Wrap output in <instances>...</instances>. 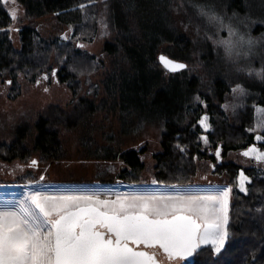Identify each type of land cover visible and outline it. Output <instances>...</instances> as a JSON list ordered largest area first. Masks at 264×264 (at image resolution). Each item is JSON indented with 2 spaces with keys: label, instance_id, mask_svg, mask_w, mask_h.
<instances>
[{
  "label": "trees",
  "instance_id": "1",
  "mask_svg": "<svg viewBox=\"0 0 264 264\" xmlns=\"http://www.w3.org/2000/svg\"><path fill=\"white\" fill-rule=\"evenodd\" d=\"M258 1L261 4L255 7L253 4ZM17 2L24 7L23 22L18 27V46L12 34L16 20L5 1L0 0V79L12 80L10 94L17 98L21 93L18 82L21 75L35 81L42 73L56 69L59 81L73 92L74 107L67 110L52 106L48 113L41 115L34 124L37 135L33 147L27 144L31 126H21L13 140L0 143V159L26 161L37 153L42 162H58L64 157L65 146L55 125L70 129L78 122L74 120L76 115L92 118L107 109L119 112V133L111 131L104 136L110 144L94 141L96 149L92 153L98 158L122 161L126 167L119 178L129 183L143 181L148 165L142 154L147 148L121 149L124 142L118 141L120 136H139L146 133L148 127L154 128L161 150L154 153L153 181L165 185L193 183L198 173L197 159L205 157L201 149L205 130L199 123L205 113L211 115L209 141L217 149L222 145L224 157L256 141L257 134L248 130L254 125L256 109L264 107V79L244 68H235L225 56L219 61L211 41L202 44L200 73H189L186 69L169 72L160 64L159 54L166 45L178 48L184 57L196 50L195 37L180 29L176 22L178 15L183 17L182 25L189 27L194 36L203 34L205 39L215 35L217 22L226 18L242 22L247 32L261 40L254 59L258 58L256 65L264 70V0ZM102 12L113 33L104 43V50L114 57L110 66L98 55L77 45L78 41L95 40ZM49 15L71 29L72 35L67 39L45 38L37 22ZM213 15L218 19L210 21L209 16ZM101 70L107 72L98 82L94 76ZM237 85L248 92L233 111L232 118L223 106ZM221 112L223 115H219ZM216 165L217 174H229L234 186L229 237L219 254L214 253L210 245L203 247L194 264H264V173L257 177L253 167L234 161L219 164L217 158ZM241 168L253 179L247 193L238 188ZM35 180L37 175L29 172L17 181L25 184Z\"/></svg>",
  "mask_w": 264,
  "mask_h": 264
},
{
  "label": "rangeland",
  "instance_id": "2",
  "mask_svg": "<svg viewBox=\"0 0 264 264\" xmlns=\"http://www.w3.org/2000/svg\"><path fill=\"white\" fill-rule=\"evenodd\" d=\"M4 1L10 14L15 12L16 21L12 34L18 46L20 39L18 27L23 22L24 7L20 6L17 0H14V2L13 0ZM260 4L261 1H258L253 5L258 7ZM178 17L179 20H176V22L180 29L193 38L195 37L196 50L193 49L190 55L184 57L178 48L172 46L173 48L171 49V46L166 45L161 49L160 53L167 54L174 59L186 61L188 63L187 72L193 73L194 71L200 73V58L204 54L203 45L207 41H211L215 45L219 61L222 59L221 57L225 56L227 61L233 63L231 65L235 66V68H244L246 71L254 74L262 71L256 65L258 58L254 59L255 54H257L255 49L260 47L261 40L247 32L242 22L226 18L221 19L217 22L216 34L208 35L205 39L203 34L201 36H194L189 27L182 25L181 21L183 17L179 15ZM37 24L40 33L47 39H52L56 36L67 39L72 35L71 29L61 24L57 18L51 15L40 18ZM229 28L236 33L235 36L231 37L233 43L236 45L231 56L226 55L224 47L218 44V41L229 39ZM112 37L113 33L109 30L106 23V15L102 12L98 35L95 40L92 42L78 41L77 45L87 52L98 55L100 59L110 66L114 61V57L104 50V43ZM241 37H243L245 43L240 42ZM248 40H251L252 43H246ZM54 71L55 75H53ZM57 72L58 70L55 69L42 73L35 81H29L21 75L18 79L21 85V93L17 98H12L10 94L12 80L0 79V143L13 140L16 136V131L21 126L29 124L31 126V133L27 144L29 147H33L37 135L34 124L41 115L48 113L52 106H59L67 110H71L74 107L73 92L66 83L59 81ZM106 72V70H101L94 76V79L101 82ZM238 87L243 89L242 93L233 91ZM247 92L242 85L235 86L223 106L226 113L228 112L232 117L233 111ZM260 109H264V107L256 109L257 118H255L254 125L249 128L248 132L251 131V133L264 138V127L260 126L261 117H264V113L259 112L258 110ZM74 120L78 122L70 129H67L62 124L55 125L65 146L64 157L58 162H42L37 153L33 154L26 161L20 158L13 161L0 159V210H14L19 201L36 191L53 196L99 193V198L102 200L111 202L119 199L126 203H132L133 196L137 195L143 197H151L153 195L175 197L177 195L186 196L188 194L205 193L228 188L231 189L228 196L227 209L229 216L234 186L229 174H217V147L207 138V142L203 139V146L201 148L205 153V157L197 159L198 173L194 177L193 183L189 185H165L153 183L154 153L161 150L159 137L156 135V131L153 130L154 128L148 127L147 132L139 136H120L122 138L119 137L118 141L124 142L121 149L133 147L141 151L145 147L147 148L142 157L147 163L148 169L143 175V181L135 184L120 180L119 175L126 167L122 161L103 159V157L98 158V156H94L92 153L96 149L94 141H98L101 145L104 143L110 144L104 136L107 133H111V131L119 133V112L107 109L98 112L92 118L76 115ZM260 143L264 144V139ZM242 153H244L243 149L230 151L224 157L223 163L234 161L245 167H253L255 168L253 171L254 176H263L264 161L258 162L257 159L254 160L255 154L246 157ZM32 160L38 161L36 167H29ZM29 172H34L37 175V180L28 181L25 184L17 181ZM41 176H43V180L40 179Z\"/></svg>",
  "mask_w": 264,
  "mask_h": 264
},
{
  "label": "snow or ice",
  "instance_id": "3",
  "mask_svg": "<svg viewBox=\"0 0 264 264\" xmlns=\"http://www.w3.org/2000/svg\"><path fill=\"white\" fill-rule=\"evenodd\" d=\"M11 15L16 18L15 12ZM217 19L209 16L210 21ZM228 32L229 39L218 44L231 56L236 46L231 37L236 33L231 28ZM240 42L245 43L243 37ZM159 61L169 72L186 67L163 55ZM255 75L264 79V70ZM233 91L242 93L243 89ZM258 111L264 113V109ZM206 120L200 121L205 128ZM260 126L264 127V117ZM202 139L207 142L206 137ZM253 154L264 161V152L255 148L242 153L246 157ZM216 155L219 158V150ZM37 164L32 160L29 167ZM240 190L246 191L243 182ZM230 191L224 188L175 197L137 195L132 203L102 200L99 193L53 196L36 191L14 210H0V264H156L154 253L137 250L141 245L159 247L170 261L187 260L209 245L219 254L229 237Z\"/></svg>",
  "mask_w": 264,
  "mask_h": 264
},
{
  "label": "water",
  "instance_id": "4",
  "mask_svg": "<svg viewBox=\"0 0 264 264\" xmlns=\"http://www.w3.org/2000/svg\"><path fill=\"white\" fill-rule=\"evenodd\" d=\"M161 55L167 57L168 59H170V60H172V61H175V62H177V63H183L184 65H186V67H185L184 69H181V70H179V71H177V72L183 71V70L187 69V67H188V64H187L185 61L178 60V59H174V58L170 57L169 55H167V54H163V53H160V54H159V57H160ZM54 72H55V71H54ZM172 73H175V72H172ZM204 117H207V120L205 121V123H206V125H207V128L203 127V126L201 125V123H200V121H201ZM199 123H200V125L202 126V128L205 130V133L202 134V137H206V138L209 140L208 132H209L210 129H211V115L208 114V113L203 114V115L201 116V119L199 120ZM257 136H259V135H256V137H257ZM259 143H260V140H257V139H256V141H255L254 143H252V144H251L250 146H248L247 148L243 149V152L248 151L249 148H255V149L258 150V152H264V149H262V148L259 146ZM217 150H219V153H220L219 158L217 157V159H218V163H219V164H222V163H223V159H224V155H223V147H222V145H220V146L218 147ZM36 161H37V160H36ZM214 166H215V165H214ZM241 173H243V176L241 175ZM244 177H247V180H245ZM252 180H253L252 177H251V176H250V175H249V174H248L243 168H241V169H240V174H239V177H238V188H239V190H240L241 182H243V186H244V188L246 189V191H242V192L247 193V191H248V185H249L250 183H252ZM240 191H241V190H240ZM133 247H135V246H133ZM156 248H159V247H156ZM159 249H160V248H159ZM201 249H202V248H201ZM201 249L198 250L196 253H194V254H193L191 257H189L187 260H183V263H182V264H194L195 261H196V256H197V254L201 251ZM137 250H139V251H147L149 254H153V252L150 251V248H144L143 245H141ZM160 250L163 252L162 249H160ZM163 253H164V252H163ZM154 254H155V253H154ZM155 260H156V264H162V262L158 259V256H157L156 254H155Z\"/></svg>",
  "mask_w": 264,
  "mask_h": 264
},
{
  "label": "flooded vegetation",
  "instance_id": "5",
  "mask_svg": "<svg viewBox=\"0 0 264 264\" xmlns=\"http://www.w3.org/2000/svg\"><path fill=\"white\" fill-rule=\"evenodd\" d=\"M255 118H257V116H255ZM260 137H262V136H260ZM263 139L264 138L262 137L261 141ZM260 145H261V147L263 149L264 148V146H263L264 144L260 143ZM150 251L155 253L158 256V259L162 262V264H182L183 263V260H181V259H173V260L170 261L167 258V255L165 253H163L159 248H150Z\"/></svg>",
  "mask_w": 264,
  "mask_h": 264
},
{
  "label": "bare ground",
  "instance_id": "6",
  "mask_svg": "<svg viewBox=\"0 0 264 264\" xmlns=\"http://www.w3.org/2000/svg\"><path fill=\"white\" fill-rule=\"evenodd\" d=\"M38 30H39V29H38ZM220 114H222V115H223V113H222V112H221V113H219V115H220ZM250 132H251V131H250ZM250 143H252V142H250ZM259 146L261 147V145H260V144H259ZM203 148H205V147H203ZM261 148H262V147H261ZM254 160H256V159H254ZM258 162H259V161H258ZM251 176H252V175H251ZM254 178H255V177H254ZM252 181H253V180H252ZM249 185H250V184H249ZM249 185H248V186H249Z\"/></svg>",
  "mask_w": 264,
  "mask_h": 264
}]
</instances>
